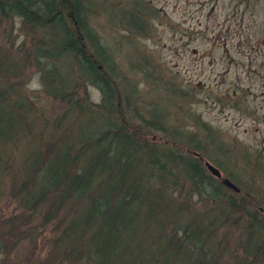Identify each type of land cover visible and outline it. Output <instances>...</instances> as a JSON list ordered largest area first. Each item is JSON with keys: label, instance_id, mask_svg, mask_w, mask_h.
<instances>
[{"label": "rangeland", "instance_id": "rangeland-1", "mask_svg": "<svg viewBox=\"0 0 264 264\" xmlns=\"http://www.w3.org/2000/svg\"><path fill=\"white\" fill-rule=\"evenodd\" d=\"M86 2L89 25L116 70V99L121 105L122 98L128 101L116 120L128 118L126 126L140 133V141L166 144L182 155L199 152L202 165L209 162L237 187L226 189L220 202L194 193L183 176L176 188H159L172 206L183 205L178 224L189 216L202 218L199 227L206 230L203 239L219 252L217 264H240L248 233L256 226L253 220L264 224V0ZM41 37L40 30L18 17L0 16V89L10 88L5 99L21 101L17 112L24 126L15 145L3 147L9 166L0 170V264H91L70 258L60 262L69 245L64 250L55 243L81 202L64 200L56 207L58 194L50 193L35 209H25L18 198L20 180L32 181L24 195L31 192L37 186L36 171L42 161L47 163L52 147L77 132L82 119L78 105L94 113L102 100L71 65V96L47 92L36 57ZM66 62L59 67L67 69ZM135 111L141 118H131ZM156 112L161 116L154 122L151 114ZM150 122L159 130L149 129ZM34 151L41 157L36 169ZM229 196L231 206L225 201ZM160 214L155 211L154 216ZM167 223L145 241L143 251L154 242H166L171 233ZM254 236L264 244V232ZM263 262L257 257L254 264Z\"/></svg>", "mask_w": 264, "mask_h": 264}, {"label": "trees", "instance_id": "trees-1", "mask_svg": "<svg viewBox=\"0 0 264 264\" xmlns=\"http://www.w3.org/2000/svg\"><path fill=\"white\" fill-rule=\"evenodd\" d=\"M86 1L0 0V16L18 17L42 32L36 57L42 71V84L50 95L57 98L71 96L70 88L74 82L69 75L75 67L79 78L98 89L102 99L94 113L89 107L78 105L82 119L77 121V132L68 133L54 143L49 160L44 164L42 161L41 169L36 171L37 186L31 192L24 195L32 181L20 180V203L25 209H35L50 193L53 196L57 193L56 207L64 200L83 204L82 207L79 204L74 212L72 222L63 225L56 236L55 243L64 250L69 245L68 252L65 251L60 259L62 263L70 258L91 264H171L174 259L175 264H217L219 252L210 240L203 239L206 230L199 227L202 218L189 216L179 225L177 219L183 205L172 206L164 198L165 190L159 187L165 188L164 184H168L176 188L177 178L183 176L194 193L218 202L227 194L228 188L208 175L199 152L182 155L166 144L159 146L140 141V133L126 126L131 122L128 118L116 120L118 114L125 111L128 101L126 97L122 98L121 105L116 99V70L106 46L89 25ZM65 61L67 69L59 67ZM70 65L73 66L71 69ZM1 82L4 85V79H0ZM7 94H10V88L0 89V170L9 166V154L3 147L14 146L24 128L17 112L21 101L5 99ZM71 103L80 104V101L71 100ZM151 115L154 122L161 116L158 112ZM131 118L141 117L135 111ZM146 126L159 130L153 122ZM33 156L36 169L41 157L36 151ZM155 184L157 188H153ZM225 201L230 206L234 204L230 196ZM155 211L161 214L154 216ZM165 212L171 215L170 219L163 218ZM246 212L249 217H254ZM165 222L171 231L166 242H154L143 251L145 241L157 234L156 229L162 228ZM253 222L256 226L248 233L244 261L240 264H247L250 259L254 264L257 257L264 259V244L257 241L258 236L253 237V233L264 232V224L257 219ZM11 230L9 226V232Z\"/></svg>", "mask_w": 264, "mask_h": 264}, {"label": "water", "instance_id": "water-1", "mask_svg": "<svg viewBox=\"0 0 264 264\" xmlns=\"http://www.w3.org/2000/svg\"><path fill=\"white\" fill-rule=\"evenodd\" d=\"M204 165L205 167L207 168V170L213 175V176H216V177H220V171L215 167L213 166L212 164H210L209 162L205 161L204 162ZM224 184L227 185L228 187H231L232 189L234 190H237V187L231 183L228 179H225L224 180Z\"/></svg>", "mask_w": 264, "mask_h": 264}, {"label": "flooded vegetation", "instance_id": "flooded-vegetation-1", "mask_svg": "<svg viewBox=\"0 0 264 264\" xmlns=\"http://www.w3.org/2000/svg\"><path fill=\"white\" fill-rule=\"evenodd\" d=\"M214 177L217 179V181L220 182V184H223L226 188H229L227 185L224 184V180L227 178L223 177L222 175L220 177H216V176Z\"/></svg>", "mask_w": 264, "mask_h": 264}, {"label": "bare ground", "instance_id": "bare-ground-1", "mask_svg": "<svg viewBox=\"0 0 264 264\" xmlns=\"http://www.w3.org/2000/svg\"><path fill=\"white\" fill-rule=\"evenodd\" d=\"M205 166V165H204ZM206 168V167H205Z\"/></svg>", "mask_w": 264, "mask_h": 264}]
</instances>
